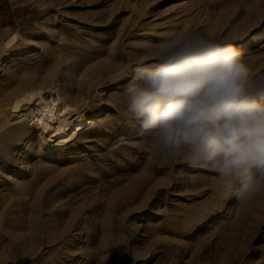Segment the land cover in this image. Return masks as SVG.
Returning a JSON list of instances; mask_svg holds the SVG:
<instances>
[{
    "label": "rangeland",
    "instance_id": "374dc122",
    "mask_svg": "<svg viewBox=\"0 0 264 264\" xmlns=\"http://www.w3.org/2000/svg\"><path fill=\"white\" fill-rule=\"evenodd\" d=\"M0 17V57L19 36L0 109L65 92L97 131L48 152L5 129L20 113L0 118V264H264V199L240 210L209 170L156 158L123 103L128 67L170 29L249 42L264 73V0H0Z\"/></svg>",
    "mask_w": 264,
    "mask_h": 264
},
{
    "label": "clouds",
    "instance_id": "9594fccd",
    "mask_svg": "<svg viewBox=\"0 0 264 264\" xmlns=\"http://www.w3.org/2000/svg\"><path fill=\"white\" fill-rule=\"evenodd\" d=\"M140 56L128 67L123 103L148 151L209 170L249 211L264 199V73L230 43L195 30L165 31Z\"/></svg>",
    "mask_w": 264,
    "mask_h": 264
},
{
    "label": "bare ground",
    "instance_id": "6f19581e",
    "mask_svg": "<svg viewBox=\"0 0 264 264\" xmlns=\"http://www.w3.org/2000/svg\"><path fill=\"white\" fill-rule=\"evenodd\" d=\"M18 39L19 36L14 32L8 36L5 43V49L8 50L0 57V64L9 57V49L17 43ZM239 45L234 48L243 52L251 43L244 42ZM41 92L33 90L16 97L9 107L0 109V118L5 117L6 114L20 113L16 118L7 117L5 129L21 131L26 139L35 135L46 151L61 152L72 145L80 134L88 133L89 127L94 125V117L85 116L78 111L76 102L65 92H57L55 97L47 99ZM32 106H36V109L33 110ZM13 109L16 110L13 111ZM91 133H97V131H89L88 134ZM204 219V216L200 215L193 218L189 225L195 222L200 224Z\"/></svg>",
    "mask_w": 264,
    "mask_h": 264
},
{
    "label": "crops",
    "instance_id": "0c3cea01",
    "mask_svg": "<svg viewBox=\"0 0 264 264\" xmlns=\"http://www.w3.org/2000/svg\"><path fill=\"white\" fill-rule=\"evenodd\" d=\"M1 17H2V22H4V23H5V22H6V23L8 22L7 20H8L9 18H8L6 15L3 14ZM1 17H0V20H1Z\"/></svg>",
    "mask_w": 264,
    "mask_h": 264
},
{
    "label": "snow or ice",
    "instance_id": "6c2138e0",
    "mask_svg": "<svg viewBox=\"0 0 264 264\" xmlns=\"http://www.w3.org/2000/svg\"><path fill=\"white\" fill-rule=\"evenodd\" d=\"M16 109H13V111H15Z\"/></svg>",
    "mask_w": 264,
    "mask_h": 264
}]
</instances>
